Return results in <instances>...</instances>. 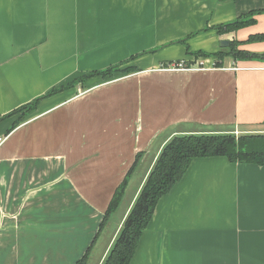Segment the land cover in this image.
<instances>
[{
    "label": "crops",
    "instance_id": "crops-1",
    "mask_svg": "<svg viewBox=\"0 0 264 264\" xmlns=\"http://www.w3.org/2000/svg\"><path fill=\"white\" fill-rule=\"evenodd\" d=\"M252 12L250 26L214 30ZM255 35L264 0H0V264H76L90 249L88 264L115 190L146 163L101 264L171 138L264 135V61L214 57ZM238 49L262 54L264 41ZM121 63L135 72L47 96ZM130 264H264V166L193 160Z\"/></svg>",
    "mask_w": 264,
    "mask_h": 264
},
{
    "label": "trees",
    "instance_id": "trees-1",
    "mask_svg": "<svg viewBox=\"0 0 264 264\" xmlns=\"http://www.w3.org/2000/svg\"><path fill=\"white\" fill-rule=\"evenodd\" d=\"M255 14L257 12L243 15L233 22L216 27L214 30L219 34H225L250 26L254 23L253 16ZM261 41H264V35L250 36L245 42L241 43L231 42L226 52L215 53L214 57L216 61H221L227 56L234 59L264 61V53L256 55L238 49V45ZM196 56L210 57L203 53H196ZM123 64L125 63L85 75L72 84L54 89L47 96L71 88L76 82H82L92 76H102V78L106 79L113 78V74L116 72L120 74L135 72L132 67H126L124 70L119 71ZM215 66H219L217 62ZM44 97L35 99L14 111L11 115L22 112L21 119H23L37 108L38 103ZM17 124L18 122L15 123L16 126ZM213 157H224L230 163L264 166V135H240L236 137L234 134H192L171 138L162 148L146 176L134 203L101 264H130L141 235L148 227L159 199L168 194L173 186L182 179L193 160ZM129 174L125 176L122 183L115 190L104 213L101 226L104 225L109 216L119 206ZM89 251L90 249L76 264H86Z\"/></svg>",
    "mask_w": 264,
    "mask_h": 264
},
{
    "label": "rangeland",
    "instance_id": "rangeland-1",
    "mask_svg": "<svg viewBox=\"0 0 264 264\" xmlns=\"http://www.w3.org/2000/svg\"><path fill=\"white\" fill-rule=\"evenodd\" d=\"M125 68L120 67V70H124ZM120 73L116 72L113 74V76H117ZM237 137V136H236ZM147 164H140L130 179L129 186L127 187V190L125 194L122 197V201L119 205V207L116 208V210L109 216L106 228L100 235L99 241L96 243L95 248L93 249L91 256L89 258L88 264H97L99 257L101 255V252L104 250L105 245L107 244L109 238L111 237L113 233V224H116L118 220H120V217L122 213L124 212L125 208L128 206L134 191L139 184L142 174L144 173L143 171L145 170ZM143 172V173H142Z\"/></svg>",
    "mask_w": 264,
    "mask_h": 264
},
{
    "label": "built area",
    "instance_id": "built-area-1",
    "mask_svg": "<svg viewBox=\"0 0 264 264\" xmlns=\"http://www.w3.org/2000/svg\"><path fill=\"white\" fill-rule=\"evenodd\" d=\"M200 66H201V64H200ZM171 67L182 68V67H184V65H182V63H181V64H178V65H173ZM78 93L81 94V90L80 89L78 90ZM3 140H4L3 138H0V145L3 143Z\"/></svg>",
    "mask_w": 264,
    "mask_h": 264
},
{
    "label": "water",
    "instance_id": "water-1",
    "mask_svg": "<svg viewBox=\"0 0 264 264\" xmlns=\"http://www.w3.org/2000/svg\"><path fill=\"white\" fill-rule=\"evenodd\" d=\"M220 46H221V47H228V46H229V43L226 42V41H225V42H221V43H220Z\"/></svg>",
    "mask_w": 264,
    "mask_h": 264
}]
</instances>
